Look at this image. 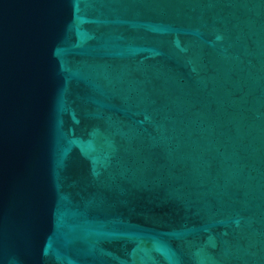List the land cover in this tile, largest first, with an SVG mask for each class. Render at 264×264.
Here are the masks:
<instances>
[{
  "label": "water",
  "instance_id": "obj_1",
  "mask_svg": "<svg viewBox=\"0 0 264 264\" xmlns=\"http://www.w3.org/2000/svg\"><path fill=\"white\" fill-rule=\"evenodd\" d=\"M0 264H264V0H0Z\"/></svg>",
  "mask_w": 264,
  "mask_h": 264
}]
</instances>
